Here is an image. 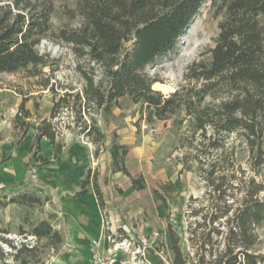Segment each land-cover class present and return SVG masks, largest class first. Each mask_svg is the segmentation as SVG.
Here are the masks:
<instances>
[{
  "label": "trees",
  "instance_id": "16d2710c",
  "mask_svg": "<svg viewBox=\"0 0 264 264\" xmlns=\"http://www.w3.org/2000/svg\"><path fill=\"white\" fill-rule=\"evenodd\" d=\"M207 1L214 15L222 16L208 58L194 61L185 82L175 90L155 89L158 79L147 67L176 51ZM79 10V27H55L53 6L47 1L0 0V75L26 70L51 97L50 115L37 122L31 146L37 163L48 160L39 152L43 137L51 142L57 158L63 134L71 130L94 145L95 157L110 151L113 172L129 175L130 146L119 142L116 131L109 134L105 128L120 107L119 99L127 96L136 106L138 129L140 121L153 124L183 114L176 125L185 124L187 132L176 148L186 146L191 151L178 156L177 162L182 164L180 172L196 166L206 183L207 202L193 208L192 203L201 200L191 196L185 210L191 216L200 215L188 237L196 247L194 255L169 224L172 264H264L260 233L264 226V0H81ZM44 39L72 49L76 64L75 75L70 76L80 85L56 79L58 60L39 49ZM219 90L225 91L224 97ZM30 99L23 96L13 118L19 142L26 139L32 124L34 113L26 107ZM64 111L71 116L67 122L61 119ZM243 159L251 170L248 177ZM132 180L136 188H145L142 179ZM90 182L105 208L97 171L92 168L76 195L85 192ZM155 192L167 205L166 197ZM48 199L25 190L0 200V207L16 203L45 212L30 229L20 226L26 241L7 238L8 229L0 226V239L12 248L5 252L0 247L3 264L22 257L39 263L43 259L36 250L42 240L55 249L63 242L52 224L55 213L45 208ZM25 223H30L27 217ZM149 258L153 264H164L154 252Z\"/></svg>",
  "mask_w": 264,
  "mask_h": 264
},
{
  "label": "rangeland",
  "instance_id": "374dc122",
  "mask_svg": "<svg viewBox=\"0 0 264 264\" xmlns=\"http://www.w3.org/2000/svg\"><path fill=\"white\" fill-rule=\"evenodd\" d=\"M44 1L53 6L51 21L55 27L68 26L77 28L81 25L82 17L79 10L81 0ZM221 20L222 16L214 15L211 1L205 2L200 14L181 37L176 51L147 67L150 75L158 79L154 85L155 89L161 90L164 93L175 90L185 82L187 69L194 61L208 58L209 50L215 46V38L220 31L219 22ZM261 23L264 27V16L261 17ZM39 49L42 53H50L53 58L58 60L55 70L56 79L65 83L73 80L75 84L80 85V82L76 81V78L72 79L70 76L75 75L73 67L76 64V57L69 46L51 39H44L40 43ZM49 70L50 68H45V71ZM37 81L38 78L29 76L26 70L0 75V121L3 127L11 126L12 119L19 109L24 95L31 96V99L26 102V107L34 113L28 137H33L36 131V123L40 120L41 116H49L50 93L48 90L41 89ZM218 94L224 97L225 91L219 90ZM211 98V96H208L207 101H211ZM36 105L38 108H36ZM115 111L114 117L105 125V128L109 134L116 131L120 143L123 142L124 136L130 138L133 135L134 143H127L130 146V151L127 156L126 165L130 173L142 179L145 183L141 196V204L145 212L139 215V219L141 221H148L150 219L146 214L147 199L151 198V204L155 206L157 199L154 197V193L156 190L166 195L170 203L169 208L166 209V221H164L162 214L159 215L160 219H153L156 225L154 230L148 234L145 233L137 236V238L142 243L145 242L147 244L148 255L154 252L161 255L164 264H172L174 251L168 229L171 223L182 235L184 245L194 255L196 247H193L188 237L190 229L195 227V221L200 219V215L191 216L190 213L186 214L185 210L191 196L199 197L201 200L193 202V208H199L202 203L207 202L205 198L206 183L197 171L196 166H194L193 170H183L180 172L182 164H178L177 157L191 151L186 146L176 148L177 145L180 146V139L187 132L185 124L182 127L176 125V122L183 114H177L170 119L159 120L153 124H149L143 120L140 121V128L138 129L136 123L139 120L140 113L136 112V106L129 98L121 99L120 107H117ZM70 117L69 112L65 111L61 115V119L66 122L69 121ZM66 133L71 134L69 138L73 136L75 139L80 140L81 143L88 142L87 138L78 135L75 131H67ZM6 135L10 136L11 132L9 131ZM0 138H3L2 133L0 134ZM84 145L86 144L84 143ZM106 157L108 156L102 153L93 164L94 169L99 171L98 174L101 176L103 185L108 184L109 180H111L109 176L111 166L108 165ZM41 165L37 163L33 152L28 155L26 163L29 173V179L26 183L28 187L22 188L21 191L28 190L42 197L47 196L40 186L31 182L33 175H35L34 173L37 174L40 169L43 170ZM242 167L247 170L244 176L248 177L251 170L245 159L242 160ZM169 188L172 191H168ZM44 213L40 212L38 206H19L18 209L14 210V221L16 224L12 227L7 226L6 229L8 231L4 235L10 239H23L24 236L21 234L20 226L24 224L25 228L30 229L31 224L37 223L45 216ZM25 217H27L30 223H25ZM260 233L264 240V226L260 229ZM1 242L3 241L0 239V247ZM36 253L43 259L42 261L51 258L52 251L50 247L46 246V240H42L39 243ZM9 259L12 260L11 258ZM25 259L27 260V258ZM20 261L24 262L23 259ZM20 261H13V264H22Z\"/></svg>",
  "mask_w": 264,
  "mask_h": 264
},
{
  "label": "crops",
  "instance_id": "0c3cea01",
  "mask_svg": "<svg viewBox=\"0 0 264 264\" xmlns=\"http://www.w3.org/2000/svg\"><path fill=\"white\" fill-rule=\"evenodd\" d=\"M123 98L129 97H121L120 104ZM51 108L52 102L48 106V111L51 112ZM9 131L10 136L6 135ZM67 131L71 132V130L64 132V143L57 158L54 157V147L48 138L41 139L39 152L48 160L38 162L42 164L43 170L40 169L31 180L40 186L49 197L45 208L48 212L55 213L56 216L52 220L53 227L63 236V242L57 249L50 247L51 258L37 264H92L94 241H100L101 248L107 251L111 248V244L106 233L118 231L131 237L148 234L156 226L153 219H160L159 215L162 214L166 221V209L170 206L166 195L163 194L168 206L155 192L154 197L157 199L155 206L151 204V198L147 199L146 204V214L150 219L141 221L139 215L145 212L141 204L144 188H136L132 180L138 177L130 171L129 175L123 172H113L111 167L109 169L111 180L105 185L102 184L101 176L97 171L98 183L106 203L105 208L101 207L92 182L87 184L85 192L76 195L82 188V181L88 170L90 168L96 170L93 167L95 160H98L104 153L108 156L106 157L108 165L111 166L112 159L108 150L95 157L94 145L89 140L84 142L86 144L84 145L73 136L69 138L71 134L66 133ZM1 133L3 138H0V200L4 198V195L10 196L28 187L26 183L29 173L26 163L28 155L32 153L31 146L37 133V123L33 137L27 136L22 142H19V135L14 130L13 119L11 126L6 128L0 121ZM123 138V144L134 143L133 135L130 138L125 136ZM18 208L16 203L0 207L1 227L7 228V226L12 227L16 224L14 210ZM22 259L23 263L20 261ZM18 261L22 264H33L25 257ZM116 264L131 263L124 252H119Z\"/></svg>",
  "mask_w": 264,
  "mask_h": 264
},
{
  "label": "built area",
  "instance_id": "2783aa9c",
  "mask_svg": "<svg viewBox=\"0 0 264 264\" xmlns=\"http://www.w3.org/2000/svg\"><path fill=\"white\" fill-rule=\"evenodd\" d=\"M106 236L110 241L111 248L105 251L101 248L100 241H94L92 264H116L119 252H124L131 264H153L148 255L147 244L139 241L136 236L131 237L118 231L106 233ZM33 238V236L28 237L29 240ZM15 240L26 241L27 239L23 237L21 240ZM1 247L5 252L12 251V248L6 242H1ZM7 262L12 263L13 260L8 259ZM0 264H3L2 261H0Z\"/></svg>",
  "mask_w": 264,
  "mask_h": 264
}]
</instances>
